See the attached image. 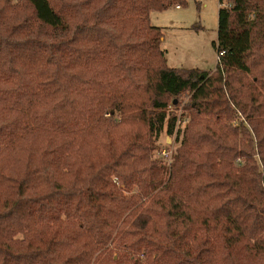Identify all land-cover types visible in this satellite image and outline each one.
<instances>
[{"label":"trees","instance_id":"trees-1","mask_svg":"<svg viewBox=\"0 0 264 264\" xmlns=\"http://www.w3.org/2000/svg\"><path fill=\"white\" fill-rule=\"evenodd\" d=\"M187 2L0 0V264H264V0L213 69L150 21Z\"/></svg>","mask_w":264,"mask_h":264},{"label":"rangeland","instance_id":"rangeland-1","mask_svg":"<svg viewBox=\"0 0 264 264\" xmlns=\"http://www.w3.org/2000/svg\"><path fill=\"white\" fill-rule=\"evenodd\" d=\"M218 8L219 0H188L186 4L178 7L173 4L163 10H154L150 13V21L162 28L164 39L161 45L169 65L199 66L208 69L216 66L217 50L213 42L217 38ZM178 98L182 101L181 104L177 107L170 106L175 108L178 115L186 118L182 114L181 105L188 96L182 94ZM156 143L154 156L160 157L163 159L162 163L167 164L178 142L174 137L162 132Z\"/></svg>","mask_w":264,"mask_h":264},{"label":"built area","instance_id":"built-area-1","mask_svg":"<svg viewBox=\"0 0 264 264\" xmlns=\"http://www.w3.org/2000/svg\"><path fill=\"white\" fill-rule=\"evenodd\" d=\"M220 54H221V52L220 53H217V60L219 59V56H220ZM180 115V114H179ZM181 118H183V117H181ZM184 121H186V119L185 118H183L182 119V122H184ZM162 152H164V149L162 150Z\"/></svg>","mask_w":264,"mask_h":264},{"label":"crops","instance_id":"crops-1","mask_svg":"<svg viewBox=\"0 0 264 264\" xmlns=\"http://www.w3.org/2000/svg\"><path fill=\"white\" fill-rule=\"evenodd\" d=\"M176 7H178V5H175ZM181 28H184V27H181ZM163 39H164V36H163ZM199 67V66H198ZM206 69H208V68H206Z\"/></svg>","mask_w":264,"mask_h":264}]
</instances>
